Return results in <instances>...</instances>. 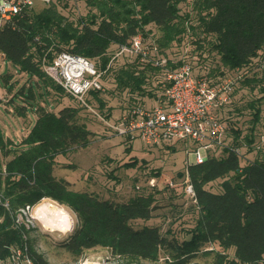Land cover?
<instances>
[{"label": "trees", "instance_id": "1", "mask_svg": "<svg viewBox=\"0 0 264 264\" xmlns=\"http://www.w3.org/2000/svg\"><path fill=\"white\" fill-rule=\"evenodd\" d=\"M84 1L89 10L77 22L61 13L55 2H48L40 10H33L34 4L24 6L0 24V51L18 67V72L27 75L29 82L27 86L20 84L9 101L23 99L24 102L15 106L19 115L25 116L30 107L35 113L34 123L20 142L6 139L0 128V197L8 202L7 206L0 202V260L7 259L13 248L27 246L33 264H50L34 248L28 236L31 226L24 221V216L17 221L20 209L31 208L43 198H50L67 206L76 218L73 232L58 244L76 259L87 250L106 248L119 257L154 261L160 250L165 249L169 264H199L195 260L199 254L212 252L213 261L209 264H264V151L256 146L254 135L261 117V107L257 104L264 100V57L259 72L245 74L254 59L264 54V0H193L190 9L183 13L179 5L187 0ZM151 23L159 28L161 35L146 44L145 37L150 32L146 26ZM189 30L198 35L192 40L196 48L201 53L217 54L226 70L212 68L207 72L205 75L211 83L226 75L236 78L229 104L238 83L249 90L257 88L261 95L248 102L253 109L249 132L241 136L240 129L227 124L226 138L229 131L233 135L221 149L222 155L211 154L204 162L187 167L197 215L188 235L177 239L161 231L157 224L133 225L134 220L153 217L157 189L118 201L87 190L70 189L67 180L55 176L56 156L86 147L93 132L79 118L77 106H63L57 111L41 104L34 107L33 87L39 85L47 92L48 87L65 92L47 76L42 64L67 51L95 60L96 67L103 71V88L89 91V105L97 101L100 109L105 107L100 93L105 75L112 71L119 90L140 95L139 101L124 113L138 104H153L163 98L157 95L167 84L164 79L167 69L187 62L194 72L188 60L181 58L174 62L164 55ZM136 34L142 36L150 60L129 53L113 58L120 46L129 44ZM122 55L133 59L113 70L115 61ZM162 58L166 60L163 64L152 61ZM158 71L162 74L161 92L156 94L155 87L146 88V83L148 74ZM214 72L221 74V78L213 77ZM10 78L7 72L2 76L7 92L16 87ZM104 117L108 119L109 113ZM124 142L130 141L124 139ZM243 145L258 152L245 163L241 162ZM235 148L240 149V154L233 151ZM178 175L183 177L185 171ZM217 179H222L219 189H210L209 184ZM214 244L221 250L202 249ZM229 248L233 252L230 259Z\"/></svg>", "mask_w": 264, "mask_h": 264}, {"label": "rangeland", "instance_id": "2", "mask_svg": "<svg viewBox=\"0 0 264 264\" xmlns=\"http://www.w3.org/2000/svg\"><path fill=\"white\" fill-rule=\"evenodd\" d=\"M48 2H55L61 13L69 20L77 22L80 16H84L89 7L84 0H38L34 3L33 10H40ZM193 0H187L180 3V12L190 9ZM150 32L145 37L146 44L152 42L161 35L159 28L151 23L146 26ZM145 36V35H144ZM194 35L189 30L182 38L181 42H173L170 48L165 50L164 55L169 56L172 61L185 59L191 62L196 74H206L212 68L219 71L223 70L218 55L215 53H201L193 44ZM193 42V43H192ZM112 46V45H111ZM254 59V64L250 69H245V74L251 76L254 71L259 72L262 68V58ZM132 56L122 55L114 63L113 70L119 68L126 62H131ZM93 62H96L93 60ZM11 75L10 82L14 81L16 87L13 91L7 92L2 81L4 73ZM114 72H110L104 77V89L100 95L105 100V107L100 109L97 101L88 106L81 104L74 98L69 97L65 92H59L48 87V92L43 86H34L35 100L33 106L41 104L48 109L59 110L63 106H77L80 108L79 118L84 121L88 128L92 130V139L86 147H78L66 154L56 156L54 174L57 178H64L69 183V188L79 191H90L98 194L100 197L112 198L118 201H125L138 192L158 191L155 193L156 207L153 211V217L148 220L137 219L133 225L141 226L143 224H157L161 231L174 235L177 239L187 236V231L195 224L197 211L194 208V200L184 190V176H179L178 172L185 170L186 151L182 143L173 146H146L140 139H134L131 142H124V136L115 134L110 129L107 121L114 120L124 114V112L140 99L139 94H131L116 87ZM215 73V72H214ZM221 74L215 73L213 77L221 78ZM162 74L150 72L146 88H154L156 94L161 92ZM29 84L27 75L18 72V67L4 58L0 63V128L3 136L20 142L21 138L27 133L28 129L35 121V113L31 107L26 115L16 113L15 106L24 102L17 100L11 103L10 97L16 91L20 84ZM231 103L220 111L222 119L230 126L241 130V136L249 132L252 117L248 102L252 99H258L260 91L255 88L249 90L241 86V83L235 85ZM145 97V96H144ZM23 98V96H21ZM135 101V102H134ZM26 104V103H24ZM261 117L255 129V144L259 145V150L264 151V100L260 102ZM109 113V118L105 115ZM231 131L228 132L226 142L232 139ZM131 145V146H130ZM173 149V150H172ZM241 162L245 163L254 159L258 152L248 150L246 145L241 147ZM215 155H222L221 150L217 149ZM190 161H193L194 155H188ZM134 162V163H133ZM132 163V164H131ZM157 172V175H156ZM155 178V186H151L149 180ZM171 181V183L169 182ZM222 179H217L209 184L212 190H218ZM45 213L37 214L36 207L40 205ZM56 208L61 212L56 211ZM24 216V221L29 224L30 230L28 236L33 243L34 248L41 253L50 264H169L170 257L165 249H161L158 258L149 261L134 257H119L112 254L106 248H93L87 250L81 257L76 259L74 255L58 245L66 240L74 230L76 218L72 211L65 205L59 204L50 198H43L38 204L29 208L26 213L20 211ZM39 217H38V216ZM52 218H64L70 221V229L60 231L49 229L41 223V216ZM19 216V214H18ZM28 219H27V218ZM46 219V218H45ZM56 219V220H55ZM202 249L221 250L217 245L205 246ZM227 255L233 257L232 249L227 250ZM214 253L199 254L195 259L199 264H209L213 261Z\"/></svg>", "mask_w": 264, "mask_h": 264}, {"label": "built area", "instance_id": "3", "mask_svg": "<svg viewBox=\"0 0 264 264\" xmlns=\"http://www.w3.org/2000/svg\"><path fill=\"white\" fill-rule=\"evenodd\" d=\"M38 0H0V24L19 13L24 6H30ZM48 1V0H42ZM156 48H153L155 51ZM123 53L138 54L141 59L150 60V52L144 45L140 34L134 35L129 44H123L113 58ZM5 54L0 51V62ZM155 64L165 63V58L152 59ZM43 71L58 83L69 95L81 104L90 107L87 94L90 90L102 89V74L94 62L82 55L67 51L59 52L51 62L43 61ZM165 85L161 94L153 104L144 103L133 106L118 118L107 121L115 134L132 141L140 139L144 145L173 146L182 143L187 158L185 159L184 190L195 200V192L187 174L191 163H202L217 149L226 147L227 123L220 116V111L230 102L236 78L226 75L215 83H211L205 74H194L189 63L167 69ZM156 98V99H157ZM91 108V107H90ZM233 151L240 154V149ZM193 153L190 161L188 155ZM155 178L149 180L154 185ZM171 183V181H169ZM0 202L7 206L8 202ZM30 207L20 209L26 213ZM27 218V217H26ZM28 219V218H27ZM22 220L19 214L17 221ZM0 264H33L27 254V246H19L11 250L7 259Z\"/></svg>", "mask_w": 264, "mask_h": 264}, {"label": "bare ground", "instance_id": "4", "mask_svg": "<svg viewBox=\"0 0 264 264\" xmlns=\"http://www.w3.org/2000/svg\"><path fill=\"white\" fill-rule=\"evenodd\" d=\"M40 205H37L36 207V213L42 214L45 213V211H42L41 209L44 208V206L40 207ZM57 212H60L57 208H56ZM61 213H63V211H61L59 214L61 215ZM37 215V216H38ZM41 217L39 218L41 220V223L43 224V226L49 228V229H57L60 231H64V230H69L71 225H70V221L66 220L65 217L63 218H57L56 221H52L54 219L52 218H47V217H43V215H40ZM39 217V216H38ZM46 218V219H45Z\"/></svg>", "mask_w": 264, "mask_h": 264}]
</instances>
